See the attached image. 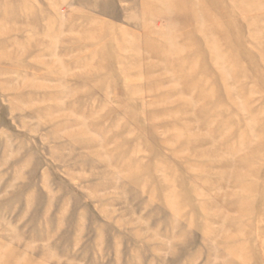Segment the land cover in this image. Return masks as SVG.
I'll return each instance as SVG.
<instances>
[{"label":"rangeland","instance_id":"374dc122","mask_svg":"<svg viewBox=\"0 0 264 264\" xmlns=\"http://www.w3.org/2000/svg\"><path fill=\"white\" fill-rule=\"evenodd\" d=\"M0 264H264V0H0Z\"/></svg>","mask_w":264,"mask_h":264}]
</instances>
